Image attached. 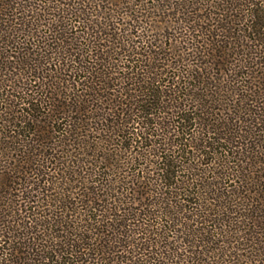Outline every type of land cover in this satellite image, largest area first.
<instances>
[{"label": "trees", "instance_id": "1", "mask_svg": "<svg viewBox=\"0 0 264 264\" xmlns=\"http://www.w3.org/2000/svg\"><path fill=\"white\" fill-rule=\"evenodd\" d=\"M0 264H264V0H0Z\"/></svg>", "mask_w": 264, "mask_h": 264}]
</instances>
